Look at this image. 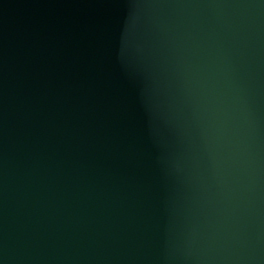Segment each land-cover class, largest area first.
Returning <instances> with one entry per match:
<instances>
[{
  "label": "water",
  "instance_id": "obj_1",
  "mask_svg": "<svg viewBox=\"0 0 264 264\" xmlns=\"http://www.w3.org/2000/svg\"><path fill=\"white\" fill-rule=\"evenodd\" d=\"M0 264H264V0H0Z\"/></svg>",
  "mask_w": 264,
  "mask_h": 264
}]
</instances>
